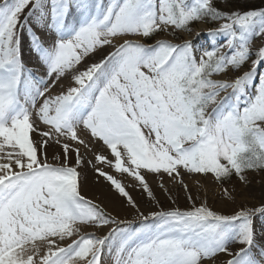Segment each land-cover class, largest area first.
<instances>
[{
  "label": "snow or ice",
  "instance_id": "snow-or-ice-1",
  "mask_svg": "<svg viewBox=\"0 0 264 264\" xmlns=\"http://www.w3.org/2000/svg\"><path fill=\"white\" fill-rule=\"evenodd\" d=\"M102 3L95 5L96 14L73 37L51 46L49 77L54 74L58 82L73 73L72 83L54 96L50 83L41 89L27 80L20 56L21 32L28 26L27 16L42 9L41 0L0 4V159L6 160L0 163V264H74L77 260L105 264V245H111L118 233L122 235L115 264H215L220 253L231 257L225 264H262L252 254L257 241L253 210L231 216L204 206L141 212L139 219L145 225L157 218L163 223L157 232L133 241V234L121 227L131 223L111 217L85 199L77 168L41 159L30 134L39 131L32 113L36 98L44 97L38 114L52 131L41 133L42 145L58 142L59 137L83 144L79 135L83 127L111 151L118 171L132 173L145 188L142 170L173 176L183 168L219 180L233 174L246 180L247 171L264 170V79L249 91L256 69L264 62V47L252 51V40L264 37V9L223 12L214 0ZM73 8L91 11L87 0H56L49 11L58 24ZM206 18L224 21L208 34L213 40L226 39L223 45L200 49L199 56L192 42L158 41L146 46L126 39L98 62L77 69L99 48L112 45L113 38L150 37L162 25L190 30V22ZM250 59L251 69L234 81L211 79L229 68L239 71ZM227 89L232 92L218 100ZM63 147L66 160L71 149L68 144ZM97 159L113 163L104 155ZM97 174L135 207L118 180L99 169ZM255 212L264 214V207ZM235 221L242 224L237 238L244 246L232 252L221 234ZM77 222L117 227L103 238L84 235L66 247L58 246L53 238L71 237ZM38 242H47L45 254ZM260 256L264 257V250Z\"/></svg>",
  "mask_w": 264,
  "mask_h": 264
},
{
  "label": "bare ground",
  "instance_id": "bare-ground-1",
  "mask_svg": "<svg viewBox=\"0 0 264 264\" xmlns=\"http://www.w3.org/2000/svg\"><path fill=\"white\" fill-rule=\"evenodd\" d=\"M55 2L56 0H41L42 9H38L32 15L27 16L28 26L25 27L20 35V56L24 63L25 76L27 80L29 82H36L37 86L41 89L45 86V84L50 83V94L53 96L65 90L72 83L73 73L71 71L66 73L58 82L55 81L54 74L53 77L50 78L48 71V58L50 56L49 50L57 40L69 39L73 37L75 32L84 26L85 23L91 19V16L96 14L95 5L100 3V0H87L88 4L91 6L90 12L73 8L67 16L59 21L58 24L49 11ZM109 2L110 0H103L102 6L107 5ZM25 11L27 14V10ZM219 28L220 27H217L215 29ZM209 31L210 30L206 29H195L190 31L187 38L181 39V37L175 35L169 28H164L157 32V34L173 37L177 42L170 41V38L159 37L151 44H146L142 41L140 42L130 34L113 38L112 45H106L99 48L94 55H90L82 61L81 64L77 66V69L79 71H83L91 63L98 62L103 57L114 52L116 48L119 47V45L126 39L144 44L146 46H153L158 41H167L173 44L192 42L195 46L196 53H199V50L202 48H211L219 44L223 45L226 37L220 36L213 40V38H211L208 34ZM37 37H39V39H37ZM257 38L259 37H256L253 40ZM202 45L206 46L202 47ZM257 45L258 44L254 46L252 45L253 52L263 46ZM225 51H227V49H225ZM251 66L252 63L250 65V69ZM259 68L264 70V62H262ZM237 77L238 76L228 74L221 82H232ZM41 80L43 83H40ZM231 92L232 89L222 91L220 94L221 100L226 98ZM43 100L44 97L36 98V107L32 113V120L35 122L39 131L30 134V139L33 144L38 147V156H40L41 159L46 158L47 162L53 164L54 166H62L67 163L68 166L77 168V171L80 174L81 195L84 196L85 199L91 201L115 219L118 217L116 213H126L123 211V206L129 210V213H126L125 216L130 214L133 218L136 217L139 219L138 214L141 212L144 215H149L152 212H167L174 210L160 206V203L162 202L169 203L173 201L176 205H188V207L193 208L206 205L205 207L217 212L218 214L229 216L240 211L253 210L254 215L252 218V224L257 234V241L252 249V254L257 260H260L262 264H264V257L260 256V252L264 250V214L255 212V210L264 207L263 183L257 181L259 182L257 185L248 184L245 190L242 189L239 191V194L227 193L225 190L219 194H214L213 198L210 196L202 197L204 194H200L202 191L199 184L200 182L198 180L190 182L189 179H193L195 176H187L188 174L183 171V168H181L179 170V175L173 174V176L163 172L154 173L148 170H142L141 175L144 176V180L148 185V187L145 188L144 184L132 173L118 171L114 166L115 161L111 151L107 148V146H104L102 142L91 137L88 130L83 127L79 130L80 138L84 140L83 144L77 143L70 138L59 137L58 142L56 140H50L46 146L42 145V141L45 138L41 135V133L44 131H52L50 126L45 125L39 118L38 109L43 103ZM22 102H24L23 98ZM64 144H68L71 149L67 154L66 160L63 147ZM77 149L79 151L80 163H77ZM0 155L3 154L0 153ZM98 155L106 156L108 160L113 161L112 165L110 166L107 163H101L97 159ZM4 162H6V160L0 159V163ZM125 166H127V163ZM98 169L113 176L122 184L132 201H134L135 207H132L128 203L127 198L116 191L114 186L110 185L105 177L97 174ZM14 170L20 171L19 168L15 167ZM181 188H183L184 191L181 192ZM186 201L188 204H186ZM205 202L206 204H204ZM188 207L181 209L183 211H187ZM128 222H130L131 225H122L121 227L125 229L126 233L133 234L132 240L138 242L146 236L157 232L160 229L163 220L161 218L149 220L147 225L141 222V220H130ZM128 222L125 223L127 224ZM113 226L114 224L101 225L98 223L82 222H77L72 225L73 235L76 236L79 234L76 238L84 235L102 238L100 233L107 235L109 230L114 229ZM241 229V222L235 221L228 229H226L224 233L221 234V238L224 240V243H226L227 247H229L232 252H236L244 246L238 242L237 238ZM121 235L122 234L118 233L117 236L112 239L111 245L106 243L105 248H109V246H111V248L116 249L120 242ZM53 239L56 240L58 246L66 247L68 244H71L75 238L71 240V237H66L64 240H60L59 237H54ZM38 243L41 254H45L48 249L47 242ZM28 247L31 249L32 246L29 245ZM102 258H105V261L108 259L107 256ZM227 259H231V257L224 253H220L216 257L215 264H225ZM108 264H115V262H110Z\"/></svg>",
  "mask_w": 264,
  "mask_h": 264
},
{
  "label": "rangeland",
  "instance_id": "rangeland-1",
  "mask_svg": "<svg viewBox=\"0 0 264 264\" xmlns=\"http://www.w3.org/2000/svg\"><path fill=\"white\" fill-rule=\"evenodd\" d=\"M4 0H0V3L3 2ZM214 4L215 7L223 12H233V11H247V10H252V9H264V0H214ZM224 21L223 20H211V19H204V20H197V21H193L190 22V24L188 25V28L190 30H184V29H176L173 28L172 26H161V30L164 28H169L170 30L173 31V33L179 37H181V39L187 38L190 31L198 29V30H202V29H206V30H216L215 28L220 27L221 24H223ZM132 37H135L136 40L138 41H142L145 43V39L150 41V44L153 43L156 39H158L159 37L161 38H170V41L173 42H177L173 37H169V36H164L163 34H153L150 37H144L142 35H132L130 34ZM257 46H261L264 47V37H259L255 40L252 41V45H256ZM206 45H202V47H205ZM197 56L200 55V50L199 53H196ZM253 59L255 58L254 56L252 57ZM251 59L249 61H247L240 69L239 71H236L232 68H229L227 71H222L218 74H214L211 79L216 80V81H222L224 80V78L228 75L231 74L233 76H240L243 75V73L247 72L250 69V65H251ZM261 79H264V70L262 68H257L256 70V75H255V79L252 82V86L250 88V92L254 90L255 85H258L261 81ZM218 100H221V95L217 98ZM209 111H211V108L209 109ZM183 171L185 173H187V176H195L193 179H189L190 182H194L195 180H198L202 191L200 194H204L202 195V197L206 196V197H212L214 194H219L222 191H227V193H233V194H239V191L246 188V186L249 185H257L260 183L264 184V170H260V169H255V170H249L245 173L246 175V180H242L238 175L233 174L230 177H227L223 180H219L217 178L214 177V175L212 174H195L192 172H188L187 170L183 169ZM259 181V182H257ZM181 192L184 191L183 188L180 189ZM191 192V191H190ZM191 194V193H190ZM174 203V204H173ZM186 204L187 201H186ZM206 204V202L204 203ZM160 206L162 207H166L167 209H185L186 207H188V205H176L175 202H169V203H160ZM204 207L206 205H203ZM182 208V209H181ZM193 207H188L187 210H192ZM123 211L124 213H129L128 209L125 208L123 206ZM183 211V210H182ZM125 213V214H126ZM133 213V211H132ZM118 217H116L117 220L120 221H124V222H128V221H134V220H140L136 217H132L130 216V214H127L128 216H125V214H118L116 213ZM117 227V225L114 224L113 228ZM73 230V227H72ZM111 230L108 231V233ZM78 235L71 236V240L75 239H79L80 237L76 238ZM100 236H102V238L106 235H104L103 233H100ZM74 239V240H75ZM106 246V245H105ZM109 248H105V254L104 256H107L108 259L107 261H105V258H102L105 262V264L108 263H112L116 261V256H115V248H112V251L109 252L108 250ZM74 264H80L79 260L74 261Z\"/></svg>",
  "mask_w": 264,
  "mask_h": 264
}]
</instances>
